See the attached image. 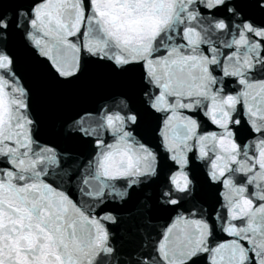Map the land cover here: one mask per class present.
I'll list each match as a JSON object with an SVG mask.
<instances>
[{"label": "clouds", "instance_id": "clouds-1", "mask_svg": "<svg viewBox=\"0 0 264 264\" xmlns=\"http://www.w3.org/2000/svg\"><path fill=\"white\" fill-rule=\"evenodd\" d=\"M193 260L264 264V0H0V264Z\"/></svg>", "mask_w": 264, "mask_h": 264}, {"label": "water", "instance_id": "water-1", "mask_svg": "<svg viewBox=\"0 0 264 264\" xmlns=\"http://www.w3.org/2000/svg\"><path fill=\"white\" fill-rule=\"evenodd\" d=\"M121 84V80L119 77L114 80V82L109 86L110 89L119 87ZM91 98L90 97H81L79 102L76 104V107L78 108V111L76 112V118L83 117L84 123L87 124L90 120V117L88 116L89 112H93L94 110L89 108L91 105ZM71 101L69 98V94L66 91H57L54 93L47 105V108L45 110V116H44V126L43 130L45 135L50 137H55L56 139H60V133L55 132V121L57 118H59L61 115L64 114V112L68 109L70 106ZM69 144V147L73 150L80 151L81 153H84L87 151V141H83L82 139L78 137H71L67 141ZM206 196H210L211 192L209 190L205 191ZM136 204L135 200L129 201L125 207L122 209V211H129L134 205ZM167 211V210H163ZM227 239L228 237H224Z\"/></svg>", "mask_w": 264, "mask_h": 264}, {"label": "snow or ice", "instance_id": "snow-or-ice-1", "mask_svg": "<svg viewBox=\"0 0 264 264\" xmlns=\"http://www.w3.org/2000/svg\"><path fill=\"white\" fill-rule=\"evenodd\" d=\"M64 83H68V82H64ZM122 84L123 83H127V81H122L121 82ZM84 87H87L86 85H80V84H76V85H71L69 89H65V90H60V89H54L52 91V95L54 93H56L57 91H66L68 93V91H75L77 89H80V88H84ZM130 213H132V216L133 218H137L138 216H141L142 215V208L140 206H138L137 204H135L130 210H129ZM192 264H199V261L198 260H193L192 261Z\"/></svg>", "mask_w": 264, "mask_h": 264}]
</instances>
